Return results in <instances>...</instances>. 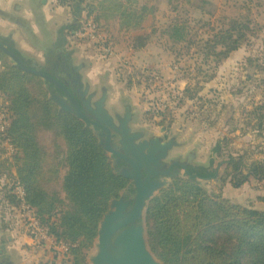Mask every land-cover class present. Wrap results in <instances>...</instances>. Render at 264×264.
<instances>
[{"label":"trees","instance_id":"1","mask_svg":"<svg viewBox=\"0 0 264 264\" xmlns=\"http://www.w3.org/2000/svg\"><path fill=\"white\" fill-rule=\"evenodd\" d=\"M154 2L62 0L60 6L71 14L66 28L69 36L88 23L100 33L108 32L110 21L116 19L121 31L129 34L142 29L147 17L156 13ZM205 6L215 8L208 0H166L163 23L152 25L146 36L133 37L131 49L142 51L154 39L165 40L168 53L179 60L187 57L195 63L196 57H202L205 62L213 59L216 66L225 63L247 43L248 36L253 37L254 28L249 18L229 19L219 29L200 18L193 19L194 13H202ZM195 24L199 26L195 28ZM206 27L209 34L204 40L201 35H206ZM77 38L79 43L91 41L88 37ZM0 44L17 56L8 44ZM94 47L98 49L97 44ZM130 78L127 77V88L132 85ZM50 89L65 98L55 86L25 72L0 50V109L8 119L1 139L14 151L8 165L14 169V176L9 178L12 185L1 202L9 208L5 212L20 209L16 193L17 185L20 186L23 203L34 209L41 224L48 226L58 241L71 244L68 263L64 264H89L88 253L98 237L101 220L110 202L118 199L130 182L115 172L95 127L61 108ZM188 92V88L183 90ZM253 114L257 130L264 131V103ZM43 131L54 138L51 151L38 140ZM222 143H227V138L217 141L211 149L215 157H220ZM223 163V171L217 168L209 178L218 179L219 193L208 192L198 182L209 177L207 167H187L182 168L184 176L171 175L170 182L149 200L141 222L150 251L163 264H264V210L226 198L221 191L226 184L232 189L253 182L263 184L264 163L247 162L244 155H229ZM256 197L257 202L264 203L262 194Z\"/></svg>","mask_w":264,"mask_h":264},{"label":"rangeland","instance_id":"2","mask_svg":"<svg viewBox=\"0 0 264 264\" xmlns=\"http://www.w3.org/2000/svg\"><path fill=\"white\" fill-rule=\"evenodd\" d=\"M212 1L216 4L215 8L205 6L202 13L200 11L194 13L193 19L200 18L202 22H209L212 28L219 29L229 19L249 18L252 24L251 28H254L253 37H247V43L242 45L237 54L233 55L237 57L229 63H221L216 66L213 59L205 62L202 57H196L195 63L194 60L190 61L187 57L180 60L178 58L169 60V55L162 44L161 46L149 45L146 50L137 54L134 52L131 55L132 36L147 35L150 27L156 22H160V19L156 17V15L161 17L159 12L155 13L154 17L147 18L143 30L130 35L118 33V27L112 26L108 37H110L109 44L114 47V52L106 58L99 56V59L114 67L113 72L116 77L114 83L121 88V95L123 94L117 108L122 112L123 104H125V108H130L135 112L132 118L138 124L134 122L131 128L140 130L144 126V122L156 126L158 132L165 128L167 134L163 136L173 147L166 162H170V160L178 162L173 174L184 176V170H182L184 165L186 166L183 169L205 166L208 169L209 177L199 179V184L208 192L219 193L220 182L216 178H209L213 176L217 168L220 169V172L223 171V162L229 155H244L247 162L261 161L264 163V131L257 130L253 114L254 109L263 106L264 103V0H224L221 3L219 0ZM69 25V19L63 24L61 23L58 32L59 34L62 32L61 39L56 36V42L52 48L39 51L33 47V54L25 53L19 43L12 41L10 35L8 36L6 33H0V41L5 45L8 44L26 65L51 73L54 77L56 76L57 80L70 87L72 83L67 79L64 69L71 73L74 69L72 58L75 57V54L96 52V48L93 42H87L82 47L83 45H79L75 40L69 38L66 35V28ZM198 26L195 24V28ZM204 31L206 35L202 33L201 37L205 40L209 34L208 27ZM24 34L25 32H21L23 39L27 41ZM53 35L52 32L51 36ZM32 41L40 43L35 39ZM155 42L159 43L158 40ZM169 61H171V67H176L175 71L178 75V80L172 84V87L167 84L173 80V73L170 71L167 74L162 69ZM149 72L157 75L159 80H151L150 75L152 74L149 75ZM128 76H131L130 81L132 82L129 88L126 87ZM147 78L149 80L146 82ZM164 85L167 86L163 87ZM185 88L189 89L187 94L183 93ZM88 90L90 93L99 94V96L104 93L99 86L96 90L91 87ZM177 91L180 92L181 97L175 95ZM50 92L55 101L56 98L66 101L53 89H50ZM163 102L168 104L166 108L157 107L158 103ZM176 102L178 104L175 108ZM136 103L138 104L136 105ZM181 103L183 106H178ZM108 110L112 111L114 108ZM173 110L175 111L173 112ZM167 114L168 117H164ZM154 117L157 120H154ZM159 117L161 118L159 119ZM159 122L161 124H158ZM7 123V116L0 109V254H3L0 256V264L52 262L53 257L46 250H35L27 245L24 233L19 230L20 224L15 226L17 230L15 233L17 236H22L24 241H18L16 238L18 243L15 247H10L12 240H9V237L12 232L10 234V230L2 228L7 221L14 220L16 223L20 216L19 209L8 212L9 208L6 207V203L1 202L4 193L12 185L9 178L14 176L13 167L8 166L12 159L11 155L14 153L13 148L1 139V134ZM93 129L98 134L97 130ZM224 138H227V143H222L223 151L220 157H215L212 155L211 149L217 141ZM53 139V136L48 132L43 131L38 134L40 144L48 151L52 150ZM57 141L60 146H64L61 140ZM114 142L117 144V138L114 139ZM108 155L111 157L112 166L117 173L119 168L114 166L113 157ZM161 181L165 187L170 182V178L165 177ZM222 187L221 191L224 197L246 206L258 205L256 204L258 197L256 195L252 197V191L260 192L259 194L264 197V184L257 185L253 182L239 189H232L228 184ZM122 194H128L127 188ZM3 203L4 206L1 207ZM4 209H8L7 212ZM5 213L10 216H5ZM141 221L143 222V220ZM142 222L140 225L143 226ZM97 251L96 239L88 253L89 264H92L91 259Z\"/></svg>","mask_w":264,"mask_h":264},{"label":"water","instance_id":"3","mask_svg":"<svg viewBox=\"0 0 264 264\" xmlns=\"http://www.w3.org/2000/svg\"><path fill=\"white\" fill-rule=\"evenodd\" d=\"M0 50L25 72L38 76L59 89L65 95L66 101L56 98L57 104L64 110L75 113L84 123L101 130L105 135V139L104 141H100V144L104 145L107 153L117 159H122L131 167L133 174L125 173L123 176L129 181H133L135 184L136 190L133 205L131 209L126 212L129 203L126 204L119 198L110 202L109 209L103 216L99 225V234L97 237L98 251L91 259L92 264H163L150 251L147 245L144 227L140 224L137 225L135 221L137 219L143 220L144 211L149 200L164 188L162 183L150 181V176L156 175V173L149 170L150 165L158 166L162 159L169 157V152L173 147H167L168 144L165 143L154 149L147 148V144L139 146L133 145L132 142L137 135H131L129 133L130 128L126 120H119L117 122L118 124L114 123L113 118L105 110V97H101L94 101L93 97L95 95L91 93V96L85 99L86 94L85 91L82 92L80 89L82 84L77 73L74 75V82L79 84L78 93L80 99H77L73 95L68 85H64L59 80L45 73L31 70L25 66L15 54L1 44ZM92 104H95V109L92 107ZM82 108H84L94 120L87 117ZM113 134L121 137L122 149L129 151L127 156L112 147L111 139ZM159 150H162V152L154 156ZM130 156L136 160V164L132 161ZM185 166L186 165L182 168H185ZM142 169L146 172V178L144 180L141 175ZM164 175H168V172ZM124 212H126V214H123ZM119 230L122 231L116 235V232ZM109 243H111L113 247L115 257L108 254L107 246Z\"/></svg>","mask_w":264,"mask_h":264},{"label":"crops","instance_id":"4","mask_svg":"<svg viewBox=\"0 0 264 264\" xmlns=\"http://www.w3.org/2000/svg\"><path fill=\"white\" fill-rule=\"evenodd\" d=\"M208 1H211L212 3H214L212 0H208ZM223 1L224 0H219L220 3ZM225 1H228V0H225ZM154 4L157 7L156 13L158 12L161 13V17L156 15V17L160 19V22L155 23L156 25L160 26L164 21L162 19V13L166 8V0H155ZM151 16L154 17V15H151ZM67 19H69L71 22V14L69 10L65 7L52 3L50 0H0V33H6V35L8 34V36L10 35L9 36L10 39L12 41H17L19 45L21 46V49L25 53L33 54L34 53L33 47L34 49H37L39 51H43L45 48L46 49L52 48V45H54L56 42V36H58V39H61L62 32L60 34L58 32L61 28V23L63 24ZM146 21L144 22V24L146 23ZM144 24L142 25V29H140L139 31L144 29ZM112 26L118 27V33L127 34L121 31V27L118 25V20L116 19L115 21H110V28L108 32H106L107 30L101 31L104 36L106 35L109 36L110 29ZM56 28H59V29L57 30ZM139 31L131 32L127 35H130L132 33H136ZM21 32L23 33L25 32L24 37L26 38L27 41L23 39ZM52 32L54 33L53 36H51ZM66 35L75 41L76 39H78L76 34H74V36H69L68 33H66ZM135 36H140V35H134L132 36V38ZM143 36H146V35H143ZM132 38H131V41H132ZM32 39H35L36 42H40V43H35L32 41ZM41 40H43V42H41ZM90 40H91L90 42L97 44L95 40H92V39ZM155 40L157 39H154L151 43H149V45L156 44V45L161 46L162 44V46H164V49L168 53L166 49V45L164 44V42L166 43V41L160 40L159 43H156ZM76 43H78L79 45H83L82 47H84V45L87 44V43H79L78 41H76ZM97 46H98V49H96L97 53L95 51H94L95 53L93 51H89L88 53L84 52V53L75 54V57L72 58L73 59L72 67L74 68L72 69V72L74 73V75L75 73L79 75L81 84H83L82 86L85 89H88L89 87H91L96 90L99 86V88L104 92L103 95H100V96L99 94L94 93L95 96L93 97V100H98L100 97H105V102H104L105 110L107 112L113 111L115 113L121 114L122 112L117 107L119 105L120 99L123 94L121 95L122 93L121 88L114 83V79L116 80L115 74L113 72L114 67H111L110 65L105 63L103 60L100 61L99 56H102V58H106L108 56L106 57L103 56L100 46L98 44ZM147 47L144 50H146ZM130 49H131V43H130ZM85 51L87 50L85 49ZM131 51H132L131 55H133L134 52H136V51H133L132 49ZM142 51H137L135 54L142 52ZM113 52H114V47H113ZM237 52L238 51L233 52L230 58L227 61H225V63H229L230 61H232V59L236 58L237 56H233V55H236ZM168 55H169V60L174 58V56H171L169 53ZM171 61L165 64L162 69L165 72H167V74H169L170 71L173 73V75L175 76V79L173 81L174 83L176 80H178V77H177L178 75L176 71H172L174 67H171V64H170ZM87 91L89 92V90ZM137 104L138 103H136V105ZM109 108H114V110L112 111L108 110ZM122 108H125V104H123ZM174 111L175 110H173V112ZM128 112L130 113L131 117L135 113L131 111L130 108H128ZM164 117H168V114L164 115ZM160 118L161 117H159V119ZM154 120H157V118L154 117ZM134 122L138 124V122L136 120L134 121L132 118V121L130 123V128H131V125L134 124ZM139 131L143 132L147 136L148 135L150 136L158 135L157 134L158 130L156 126H154L151 123L144 122V126H142V128ZM252 192H253L252 197H254L255 195L256 196L261 195V194H258L260 192H257V191H252ZM256 204L258 205H254L255 208L264 210V203L257 202ZM10 210L14 211L12 209ZM17 225H18V221L14 223V220H11V222L7 221L5 223V228H3L4 226L2 227L3 230H7V231L10 230V234L12 232L11 236L9 237V240H12L10 241L11 242L10 247H15L18 241H24L22 236H19V235L17 236L15 233L17 232L15 226ZM16 238L18 239V241ZM25 242L27 243L26 238H25Z\"/></svg>","mask_w":264,"mask_h":264},{"label":"flooded vegetation","instance_id":"5","mask_svg":"<svg viewBox=\"0 0 264 264\" xmlns=\"http://www.w3.org/2000/svg\"><path fill=\"white\" fill-rule=\"evenodd\" d=\"M54 69V68H53ZM64 73L67 77L68 80H70V82L72 83V86H68L69 90L73 93V95L77 98L80 99L79 93H78V89H79V84H76L74 82V73H68L67 70L64 69ZM71 88V89H70ZM81 91H85V99L89 98V96H91V94L87 91L88 89H85L83 86L80 88ZM101 98V97H100ZM96 101V100H94ZM92 107L95 109V104H92ZM83 112L85 113V115L91 119H93L91 117V115L84 109ZM112 118L115 124H118L117 122L126 120V122L129 124V128H130V123L132 121V117L130 115V113L128 112L127 108H123V111L121 114L115 113V112H107ZM94 120V119H93ZM97 130V135L99 137L100 141H104L105 139V135L104 133L99 130L98 128H96ZM131 135L135 134L137 135L136 138L133 140L132 144L133 145H142V144H147V148H156L158 146H160L161 144H168L167 147H171V143H169L163 135L167 134V131L165 128L160 129L158 132V135H145L143 132L139 131V130H132L130 128V132ZM117 138V144H115L114 139ZM121 137L117 136L116 134L112 135V139H111V143H112V147L116 150H118L119 152H121L123 155L127 156V154H129L128 150H123L122 146H121ZM166 147V148H167ZM146 150V149H145ZM162 152V150H159L158 152H156V154H154V156L160 154ZM114 159V166L117 167V169L119 168L118 172L119 174H125V173H132L131 171V167L125 163L122 159H117L116 157L112 156ZM130 158L132 159V161L136 164V160L130 156ZM167 158L162 159L159 162V165L157 166H152L150 165L149 170L153 173H156L155 176H150V181H156L158 183H163L161 181L162 178L168 177L170 178V176L173 174V170L176 166H178V162L176 160H170V162H166ZM144 165V164H143ZM166 172H168V175H164ZM141 175H142V179L144 180L146 178V172L144 169L141 170ZM129 186L127 188V192L128 194H121L119 199H122L124 203H129L128 207L126 209V212L129 211L133 205V201H134V196H135V184L133 181H129ZM126 212H124L123 214H126ZM141 222V219H137L135 221V223L137 225H139ZM122 230H119L116 232V235L118 233H120ZM98 249V248H97ZM107 251L108 254L112 257H115L114 253H113V247L111 246V243L108 244L107 246Z\"/></svg>","mask_w":264,"mask_h":264},{"label":"built area","instance_id":"6","mask_svg":"<svg viewBox=\"0 0 264 264\" xmlns=\"http://www.w3.org/2000/svg\"><path fill=\"white\" fill-rule=\"evenodd\" d=\"M50 1L60 6L62 0H50ZM74 34H76V36L79 38L88 37L92 40H95L96 43L100 46L103 56L105 57L110 56L113 53L112 45L107 43L106 37L102 33L98 32L96 30V26L91 23L85 24L82 30ZM175 70H176V67L172 69V71H175ZM149 75H150L151 80H154V79L155 81L159 80L158 76L154 75V73L149 72ZM172 79L173 80H171L167 84L170 87H172L175 76ZM167 85H164L163 87H166ZM159 88H160V85H159ZM175 95H180L181 97V94L179 91L175 92ZM176 100H179V98H176ZM0 103H3L2 99L0 100ZM174 105L176 107V104ZM167 106L168 104H166V102L157 104V107H162L163 109L166 108ZM16 193L18 194V197L21 201V208L19 209L20 216L18 218V225L20 224L19 230L24 233L26 240H27V245L31 247L32 249H35V250L44 249L48 253H50L53 257V261L49 262L51 264L68 263L69 256L67 255V251H68V248L71 246V244L63 242V241H58L55 238V236L51 234L49 227L41 224V222L39 221V219L37 218L35 214L34 209L30 208L29 206L23 203L24 193H23L22 188L18 185L16 188Z\"/></svg>","mask_w":264,"mask_h":264}]
</instances>
